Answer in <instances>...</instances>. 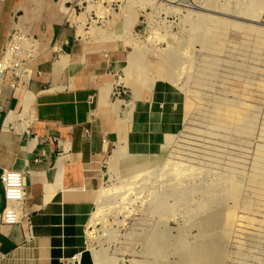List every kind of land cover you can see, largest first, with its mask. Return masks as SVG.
Instances as JSON below:
<instances>
[{
	"label": "rangeland",
	"instance_id": "374dc122",
	"mask_svg": "<svg viewBox=\"0 0 264 264\" xmlns=\"http://www.w3.org/2000/svg\"><path fill=\"white\" fill-rule=\"evenodd\" d=\"M179 1L157 0L148 6H140L136 0H78L79 5L71 1L66 3L68 7L75 8L72 11L75 15L83 13L87 16V27H98L105 35L101 31H97L94 37L86 35V46L92 39L91 43L99 41V38L108 41L114 33H122L118 31L121 21L133 15L130 19L131 31L125 40L115 42L121 45L120 56L117 55L116 63L111 67L114 78L107 76L102 79L105 83L103 90L107 89V81L114 83L117 80L128 90L127 100L120 98L122 112L119 119H130L134 111L133 89L122 81L126 76L124 65L130 56L136 57L145 67L154 64L159 69H167V59L158 58V53L168 52L171 48L178 49L179 53H190L192 66L171 82L177 89L178 97L166 102L173 104L170 103V107L178 105L183 95L191 108L179 130L173 133L176 136H173L168 147L159 144L157 150L163 153L158 163L162 164L164 159L178 161L201 173L185 181L188 192L183 198L171 190V183L168 185V182L160 180L153 184L149 181L145 186L140 183L142 186L137 185L139 189L130 196L131 203L127 210L110 213L104 220L95 221L98 200L87 227V243L83 251L86 262L93 260V253H97L100 257L104 255L116 260L117 264H174L177 260L174 247L168 248L164 257H153L146 251L155 232L165 231L173 244L175 241L191 244L201 233V227L193 224V221L204 214L205 208L221 212L232 204L227 200L211 201L213 197L219 198L228 178L232 177L242 185V202L251 203V207L254 200L249 191V181L264 182V37L241 29L211 28L207 29L201 42L202 49L189 46L186 43L190 38L189 24L195 23V14L201 13V6H205V3L192 0L188 1L191 6L182 7ZM219 1L221 4L225 2L230 9L243 10V0ZM91 3L95 7L88 11ZM261 15L262 23H257V26L264 27V10ZM70 21L74 27L68 22L66 24L74 30L76 28L77 32L78 24L71 16ZM113 43L106 44L101 53L104 55V51L113 47ZM151 94L153 91L146 93L142 102L149 104ZM165 99L162 97L158 101ZM127 148L119 147L109 157L102 187L120 185L131 177L134 170L143 168L152 156L139 155L136 163H133L132 154ZM115 155H122L126 159L125 164L120 159L115 160ZM157 198H164L168 205L174 206L173 213L168 217L156 212L153 202ZM240 208H236L238 221L225 245V258L218 264H264V216H258L251 208L245 209L247 212ZM107 229L112 233H107Z\"/></svg>",
	"mask_w": 264,
	"mask_h": 264
},
{
	"label": "crops",
	"instance_id": "0c3cea01",
	"mask_svg": "<svg viewBox=\"0 0 264 264\" xmlns=\"http://www.w3.org/2000/svg\"><path fill=\"white\" fill-rule=\"evenodd\" d=\"M69 1L77 0H0V56L13 30L39 43L26 84L14 89L10 76L0 77V176L21 171L26 195L20 211L24 219L4 224L6 197L0 182V264L75 261L86 247L109 157L122 146H128L131 157L153 155L164 133L177 132L191 108L153 100L146 109L135 97L126 136L111 91H102V79L114 78L111 67L121 44L104 55L81 50L76 28L66 24L63 4ZM162 85L157 81L155 92ZM159 112L172 116L173 125L158 119Z\"/></svg>",
	"mask_w": 264,
	"mask_h": 264
},
{
	"label": "bare ground",
	"instance_id": "6f19581e",
	"mask_svg": "<svg viewBox=\"0 0 264 264\" xmlns=\"http://www.w3.org/2000/svg\"><path fill=\"white\" fill-rule=\"evenodd\" d=\"M136 1L140 6L153 5L155 2H157V0H136ZM188 1H192V0H180L179 5L182 7H189L191 5H190V2ZM202 1L203 3H205V6H201V9H200L201 13L199 12L195 14L196 15L195 20H194L195 23L193 22L189 24L188 35L190 38L188 37L189 39L186 42L187 45L189 46L192 45L193 47L198 46L200 49H202L201 42L205 39L207 29H211V28L218 29V30L228 29V28L241 29L247 32L258 33L264 37V27L257 26V23H262L261 19L263 17L261 14L264 10V0H243V10L238 9V8L230 9L227 7L228 5H225V2L223 3L224 4L223 5L220 3L219 0H202ZM75 4L79 5L78 0L75 2ZM130 5L132 7L134 6L133 4H130ZM63 6H64L63 10L67 17V22L72 25L70 21V16H71L73 21L78 24L76 33L78 36L82 37V39L78 38L79 40H78L77 46H79L81 50H83L86 53L101 51V49H103L106 44L112 43V42H114L113 47H116L115 42L125 40L126 36L131 31L130 19L133 17V15L130 14L129 18L127 17L126 21L121 22L119 25L118 31L122 33L120 34L114 33V35L112 34L113 36L112 37L110 36L111 38L108 39V41H106L103 38H99L100 39L99 41H96V42L94 41V43H91V41L93 40L92 39L90 40V43L86 46L84 44L86 41V35H90L91 37L92 36L94 37L97 31L99 32L101 31V33L104 35L103 31L99 29L98 27H93V26L87 27V16L85 14L82 13L81 15H75L72 12L75 10V8H73L72 6L68 7L66 4H63ZM93 7H95V4L91 3L88 11L93 10ZM179 9L181 8H176V10H179ZM208 12L209 14H207ZM237 19H241L244 22L243 21L239 22ZM21 33H24V32L21 31ZM152 54H155V53H152ZM189 54H190L189 52L179 53V50L176 48H171L168 52L158 53L156 55L158 56V58L162 57V58L167 59L168 65H169L167 69H159V67L155 66L154 64H151L145 67L142 65V63L139 60H137L136 57L130 56L129 59L126 61V65H124L126 76L125 78L122 79V81L125 83V85L133 89L134 96L136 97L138 104L140 106H143L146 109H149V107H151L153 100H158L162 97H166L167 99L165 100L167 101H173L178 97V93H177V89L174 88L173 85H171V82L173 79L176 80L177 76L183 74L186 69H189L192 66L191 65L192 60ZM158 80H163L161 81L163 85L160 86L159 88L157 87L158 89L155 92V88H156ZM120 85H122V82L119 80L115 81L114 83L113 81L112 82L107 81V89H104V90L102 89L103 93L108 94L111 91V94H112V91ZM152 91H153V94H151L152 98H151L150 103L149 104L143 103L142 102L143 96H145L146 93L152 92ZM113 101H116L114 102L113 108L115 109V112L116 111L118 112V115H119L122 112V101L123 100L121 101V99L117 98V99H114ZM147 101L148 100H146V102ZM178 102L180 104V107L184 109H186L187 107H190V103L188 101H185V99H183L182 96H180ZM175 106L177 105H174L172 107L174 108ZM165 108L169 110V108L167 107ZM155 114L158 119L166 120L167 122L173 121L174 119L172 116H169L168 114H165L162 112L155 113ZM175 116L177 117V119L178 117L182 118L181 110L179 111V114H176ZM130 119H127V120H124L122 118L119 119L120 128L122 129V131L126 133V136L128 134V130L131 124L133 123L131 122ZM169 124H172V122H169ZM164 129L167 130L166 127H164ZM173 133L174 132H167V131L164 133L163 145L168 147V145L173 139V136L175 135ZM162 153L163 151L156 150V152L153 153V155L149 158L147 164L143 168L134 170L132 175H130L131 177L129 176L130 178L128 177L129 178L128 180L122 181L120 185L113 184L108 187L107 186L102 187L99 192L98 200H100V202L94 214V220L95 221L104 220L105 217L108 216L110 213L111 214L115 212L121 213V211L127 210V208L129 207L131 203L130 196L134 193L136 189H139L137 185L142 184L143 186H145V184H147L149 181H151L152 184L155 182H158V180H160V182L161 181L165 183L168 182V185L169 183H171L170 184L171 190L178 193L179 196L183 198L186 195V192H188L186 190L187 188H185L184 186L185 181L201 173H196L195 170L191 166L181 164V162L178 163V161L173 162V161H167L164 159V161L161 162L162 164H159L158 159L160 158V155H162ZM138 157L139 155L137 157H133L131 161H134L133 163H136V160L138 159ZM113 158H115V160L120 159L125 164L126 159H124L122 155H115L113 156ZM110 160L112 162V158ZM130 167L131 166H129L128 168ZM253 180L249 181L250 187L248 186L250 188L249 191L251 193L252 200H254V202H252V205H253L252 207L250 206L251 204L250 202H249L250 204H248L246 201L242 202L243 187L238 181L230 177L226 180L225 188L222 187L223 188L222 193L219 194V198L213 197L211 201L221 202V200H227L232 204L224 208L223 211L221 212L220 211H209L205 208L203 212L204 214L199 219L197 218L195 221H193V224L198 225V227H201L200 229L201 233L199 234V236H197V238L193 242H191V244L190 243L186 244L181 241H177V243L175 241V244H173L172 238H170L167 235V233H165V231H161V232L159 231V232H155L153 236L151 237V239L149 240L147 247H146V251L152 256L154 255L153 257L155 256L164 257L165 253L167 252V249L174 247V251L177 254V260L174 264H218L220 263L225 258V245L227 242H229V239L233 233L235 224L238 221V218L236 215V208L241 207L243 210L245 209L248 210L249 208H251V210L257 213V215L259 214V215L264 216V182H257ZM216 183L217 182H215L214 184ZM163 199L157 198V201L153 202L154 207H155L156 212H159L164 217L165 216L168 217L171 213H173L174 206L168 205L166 201H164ZM244 218H246V216ZM107 233L111 234L112 232L111 230L107 229ZM84 254H85L84 252L80 253L75 259V261L74 260L69 261L67 264H88V263L89 264H117L116 260L107 258L104 255L100 257L97 253L95 254L93 253V256H92L93 260L86 262V260L84 261ZM138 264H152V263L143 262V263H138Z\"/></svg>",
	"mask_w": 264,
	"mask_h": 264
},
{
	"label": "built area",
	"instance_id": "2783aa9c",
	"mask_svg": "<svg viewBox=\"0 0 264 264\" xmlns=\"http://www.w3.org/2000/svg\"><path fill=\"white\" fill-rule=\"evenodd\" d=\"M38 39L30 34L13 30L7 44L0 56V77H11V87L16 89L20 84H26L32 74L31 64L36 59L38 52ZM54 50L59 51L57 46ZM114 99L127 100L128 90L125 86L116 87L111 94ZM0 182L5 191L6 206L1 215L4 224H19L24 216L21 214V205L25 199V187L23 185L22 172L18 170L4 171L0 176Z\"/></svg>",
	"mask_w": 264,
	"mask_h": 264
}]
</instances>
